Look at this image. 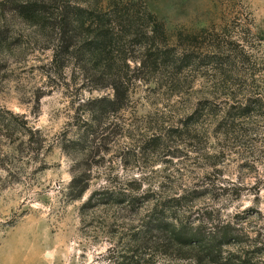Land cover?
Masks as SVG:
<instances>
[{
	"label": "rangeland",
	"instance_id": "1",
	"mask_svg": "<svg viewBox=\"0 0 264 264\" xmlns=\"http://www.w3.org/2000/svg\"><path fill=\"white\" fill-rule=\"evenodd\" d=\"M110 1L102 0L106 6ZM143 2L172 41L181 36L188 44L186 37H196V51L231 55L232 62L222 63L233 71L231 91L240 83L244 102L259 97L260 110L246 120V131L237 139L217 134L214 124L203 121L197 145L188 136L163 134L160 147L166 148L143 152L140 147L161 135V128L176 127L191 114L205 82L170 99L151 96L147 86L154 83H140L119 118L104 120L101 130L112 128L99 132L94 145L101 147L91 142L62 147L64 138L75 137L79 98L89 101L112 90H92V80L85 79L84 85L83 78L74 79L73 64L62 75L52 71L51 48L39 47L22 57L10 56L9 50L7 63L0 65V124L10 127L0 134V264H119L152 207L143 198L133 204V193L114 194L135 180L145 183L139 195L153 189L166 195L190 190L187 202L193 213L185 220L192 221L201 207L220 209L221 219L242 231L243 242L225 246L226 251H252L257 235L264 248V0ZM15 29L32 31L21 23ZM82 119L83 126L91 121L86 113ZM114 123L120 127L115 135ZM31 128L40 131L32 144ZM41 138L45 147L37 143ZM213 155L220 156L217 167L207 158ZM80 167L89 188L75 200L69 184L71 172ZM208 182L216 183L213 195L204 192ZM156 251L148 257L151 264H195L194 249L171 251V257Z\"/></svg>",
	"mask_w": 264,
	"mask_h": 264
},
{
	"label": "trees",
	"instance_id": "2",
	"mask_svg": "<svg viewBox=\"0 0 264 264\" xmlns=\"http://www.w3.org/2000/svg\"><path fill=\"white\" fill-rule=\"evenodd\" d=\"M20 23L30 27L31 33L17 31L15 28ZM182 38L178 36L172 41L157 21V15L143 0H111L107 6L102 0H0V65L7 63L9 50L10 56L22 57L40 51L39 47L51 48L52 71L62 75L64 68L73 64L74 75L78 73L74 79L83 78L84 85L85 79L92 80V90H112V94L93 96L89 101L79 98L75 137L64 138L62 147H84L86 142H91L92 147H101L94 145L99 132L104 134L112 128L109 125L101 130L104 120L111 115L119 118L133 101L140 83H154V86H147L153 92L151 96L163 98L166 95L170 99L185 96L199 80L205 82L202 96L193 105L191 114L176 127L161 128V135L140 147L143 152L166 148L160 147L163 134L188 136L190 143L197 145L194 139L203 121L214 124L215 132L225 138L237 139L242 135L246 131V120L260 110L261 99L252 96L244 102L240 83H236L238 90L231 91L233 71L226 70L222 64L223 61L232 62L231 55L205 48L196 51L193 45L196 37H186L188 44L183 43ZM83 113L91 118L84 126ZM9 129L8 125L0 124V134ZM118 130L119 125L114 123V135ZM29 131L32 144L34 134L40 131L33 128ZM45 141L41 138L37 143L45 147ZM207 158L213 159L212 167L218 166L220 156ZM71 173L72 199H80L89 188L88 175L81 167ZM144 184L131 181L123 192H114L117 196L133 193V204L141 198L152 202L145 224L130 239L131 248L120 255L119 264H151L148 257L152 256L154 248L157 249L155 254L170 257L171 251L194 249L195 264H264V248L260 247L263 242L259 235L253 239L252 251L224 249L243 242L242 231L222 220L221 210L216 206L198 208L196 217L188 221L183 217L193 213L187 202L190 190L166 195L164 191L153 189L139 195ZM215 184L205 183L206 189L202 187L205 194L213 195ZM257 257L259 262L255 261Z\"/></svg>",
	"mask_w": 264,
	"mask_h": 264
}]
</instances>
